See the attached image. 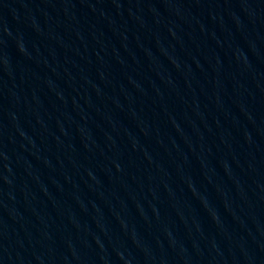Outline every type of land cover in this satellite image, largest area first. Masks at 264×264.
Masks as SVG:
<instances>
[{"label":"water","instance_id":"obj_1","mask_svg":"<svg viewBox=\"0 0 264 264\" xmlns=\"http://www.w3.org/2000/svg\"><path fill=\"white\" fill-rule=\"evenodd\" d=\"M0 264H264V0H0Z\"/></svg>","mask_w":264,"mask_h":264}]
</instances>
